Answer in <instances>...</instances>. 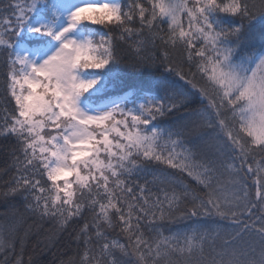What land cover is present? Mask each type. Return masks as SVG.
Instances as JSON below:
<instances>
[{"label": "snow or ice", "instance_id": "6c2138e0", "mask_svg": "<svg viewBox=\"0 0 264 264\" xmlns=\"http://www.w3.org/2000/svg\"><path fill=\"white\" fill-rule=\"evenodd\" d=\"M0 151V264H264V0H0Z\"/></svg>", "mask_w": 264, "mask_h": 264}, {"label": "trees", "instance_id": "16d2710c", "mask_svg": "<svg viewBox=\"0 0 264 264\" xmlns=\"http://www.w3.org/2000/svg\"><path fill=\"white\" fill-rule=\"evenodd\" d=\"M6 163H7V157L3 154L2 151H0V169L4 168L6 166ZM10 174L11 173H8V174H5L3 176H0V180L9 179ZM0 208H2V205H0ZM63 239H65V238H62V242H63ZM57 255L59 256L60 253L58 252ZM44 259H45V261H48L49 259H51V257L47 256Z\"/></svg>", "mask_w": 264, "mask_h": 264}]
</instances>
